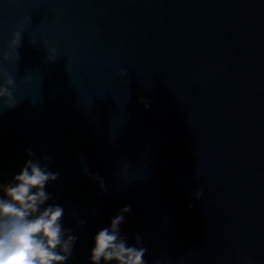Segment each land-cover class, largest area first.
I'll return each instance as SVG.
<instances>
[{
	"label": "water",
	"instance_id": "95a60500",
	"mask_svg": "<svg viewBox=\"0 0 264 264\" xmlns=\"http://www.w3.org/2000/svg\"><path fill=\"white\" fill-rule=\"evenodd\" d=\"M0 70V181L52 157L68 264L124 205L149 264H264V0H0Z\"/></svg>",
	"mask_w": 264,
	"mask_h": 264
},
{
	"label": "clouds",
	"instance_id": "9594fccd",
	"mask_svg": "<svg viewBox=\"0 0 264 264\" xmlns=\"http://www.w3.org/2000/svg\"><path fill=\"white\" fill-rule=\"evenodd\" d=\"M11 43L20 46V32L14 33ZM13 90L14 80L0 70V99L8 108L17 103ZM144 106L150 107V102L145 100ZM25 155L27 158L11 179L0 181V264H68L79 235L65 225V208L47 191L59 172L49 168L51 156L41 158L31 149H25ZM96 179L103 190L102 178ZM130 211L131 205H124L106 226L96 230L89 249L90 264H149L141 234L136 233L134 242H130L121 229ZM77 223L84 225L86 220Z\"/></svg>",
	"mask_w": 264,
	"mask_h": 264
}]
</instances>
